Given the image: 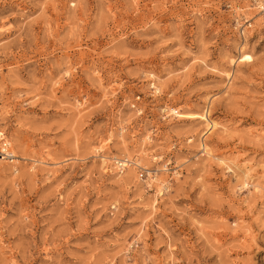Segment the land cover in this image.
I'll return each mask as SVG.
<instances>
[{
	"label": "rangeland",
	"instance_id": "obj_1",
	"mask_svg": "<svg viewBox=\"0 0 264 264\" xmlns=\"http://www.w3.org/2000/svg\"><path fill=\"white\" fill-rule=\"evenodd\" d=\"M0 132V264H264L255 0H0Z\"/></svg>",
	"mask_w": 264,
	"mask_h": 264
},
{
	"label": "bare ground",
	"instance_id": "obj_2",
	"mask_svg": "<svg viewBox=\"0 0 264 264\" xmlns=\"http://www.w3.org/2000/svg\"><path fill=\"white\" fill-rule=\"evenodd\" d=\"M243 45H241V47H239L240 48L239 49V52H240L239 59H240V61H243L244 58L250 57L248 54H244V52H245L244 50L246 49V47H244ZM237 61L238 60H236L234 58H230V63L232 65H235L237 63ZM228 76L231 78L232 77V74L229 73ZM211 100H212V97L209 99V102H211ZM174 113H176L177 116H179V117H184L185 116V117L191 118V119H196V120L199 119L201 122L205 123L206 127L208 128L207 132L213 131V130H215L219 126V124L217 122H215L214 120L210 119L207 116V114H205V113H196V112H186V113H183V112H180L179 110H174ZM110 142H112V139H109L106 143H110ZM202 145H203V149L205 151H207L206 144L203 142ZM4 147H5V150H7V151L4 152L5 155L3 156V158H5V157L7 158L8 157L10 160L15 161L14 158L16 156H13V154H12L13 152L11 150V147L8 144H7V146L5 144H3L2 145V148H4ZM131 163H132V160L129 159L127 156H125L123 159H116L115 162H114V164L116 165L115 167L118 168V170H121V169L125 168L127 165H129ZM243 174H244V180L246 181L249 178L250 172H249V170H246V171L243 172ZM154 178L155 179H158V175L155 174L154 175ZM246 184H248V181H246ZM168 186H169L168 184H165V183L162 184L161 187H160L161 188L160 191L164 187L167 188Z\"/></svg>",
	"mask_w": 264,
	"mask_h": 264
},
{
	"label": "built area",
	"instance_id": "obj_3",
	"mask_svg": "<svg viewBox=\"0 0 264 264\" xmlns=\"http://www.w3.org/2000/svg\"><path fill=\"white\" fill-rule=\"evenodd\" d=\"M255 3H256V5H257L259 8H261V9L264 10V0H255ZM7 140H9L8 137H6L5 134H3L2 132H0V156H2V157L5 155L4 152L7 151V150H5V147L2 148V145L5 144V145L7 146V144H8V141H7ZM7 148H8V147H7ZM7 159H9V158L7 157ZM130 162H131V161H130ZM132 164H134V163H132ZM166 164H167V165L172 164V160L167 161ZM137 166H138V165H137ZM138 167L140 168V176H141V177H144V176H147V175H148V172L146 171V170H147L146 168L142 167L141 165H139ZM175 171H176V170H175ZM175 171H174V172H175ZM151 177H152V176H151Z\"/></svg>",
	"mask_w": 264,
	"mask_h": 264
}]
</instances>
